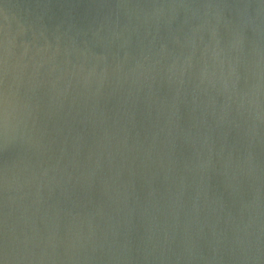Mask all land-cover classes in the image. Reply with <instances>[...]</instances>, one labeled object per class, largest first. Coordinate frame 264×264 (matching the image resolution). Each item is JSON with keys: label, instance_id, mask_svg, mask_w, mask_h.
Wrapping results in <instances>:
<instances>
[{"label": "water", "instance_id": "95a60500", "mask_svg": "<svg viewBox=\"0 0 264 264\" xmlns=\"http://www.w3.org/2000/svg\"><path fill=\"white\" fill-rule=\"evenodd\" d=\"M0 264H264V0H0Z\"/></svg>", "mask_w": 264, "mask_h": 264}]
</instances>
